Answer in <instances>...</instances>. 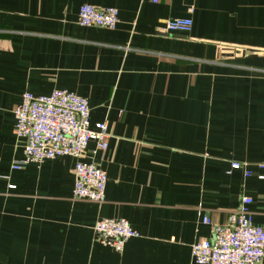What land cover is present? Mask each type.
<instances>
[{
	"label": "crops",
	"instance_id": "obj_1",
	"mask_svg": "<svg viewBox=\"0 0 264 264\" xmlns=\"http://www.w3.org/2000/svg\"><path fill=\"white\" fill-rule=\"evenodd\" d=\"M83 4L116 8V28L79 26ZM177 18L191 29L166 33ZM55 90L106 123L82 160L105 172L102 204L74 199L71 157L11 168L13 108ZM231 162L264 175V0H0V264H195L203 217L225 224L241 196L264 229V179ZM101 219L137 237L116 253Z\"/></svg>",
	"mask_w": 264,
	"mask_h": 264
},
{
	"label": "built area",
	"instance_id": "obj_2",
	"mask_svg": "<svg viewBox=\"0 0 264 264\" xmlns=\"http://www.w3.org/2000/svg\"><path fill=\"white\" fill-rule=\"evenodd\" d=\"M156 2V0H153ZM190 12L192 9L189 10ZM119 22L116 8H98L83 4L78 10V24L114 30ZM190 19H171L165 22V32H188ZM14 135L22 143L23 158L14 161L11 168L20 170L29 163L41 164L58 157H71L74 164V199L102 204L105 200L106 175L95 163L82 161L90 143L93 154L107 150L109 133L105 122L90 129V108L85 98L66 90H55L49 95L34 96L25 92L12 110ZM250 164L231 162L232 170L242 169L245 178L263 174L247 169ZM264 169V163H257ZM252 199L241 196L223 225L213 224L208 217L202 223L210 227L207 239L191 246L195 264H264V229L252 222L248 206ZM97 242L116 253L123 252L125 244L137 237L124 219H101L93 226Z\"/></svg>",
	"mask_w": 264,
	"mask_h": 264
}]
</instances>
